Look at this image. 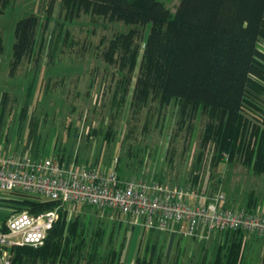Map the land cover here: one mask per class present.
I'll return each mask as SVG.
<instances>
[{"label":"rangeland","instance_id":"rangeland-1","mask_svg":"<svg viewBox=\"0 0 264 264\" xmlns=\"http://www.w3.org/2000/svg\"><path fill=\"white\" fill-rule=\"evenodd\" d=\"M46 1L12 0L0 13L4 45L0 127L10 129L9 137L22 140L26 152L41 157L65 152L80 162L115 168L125 179H162L202 193L220 188L229 192L236 165H255L254 150L260 139L253 125L241 144L240 140L219 139L214 113L201 105L183 106L175 98H162L154 88L147 91L141 106L136 104L141 54L134 65L118 52L112 61L103 54L119 33L134 29L141 36L146 26L91 13L70 21L61 18L60 11L48 34L50 43L41 50L47 53L45 65L35 63L38 45L21 71L10 77L5 74L15 22L30 13L39 15L41 8V16L45 15ZM163 1L172 12L179 2ZM139 36L136 41L142 50L144 41ZM259 48L264 52V38ZM31 83L32 90L27 89ZM253 95L257 105L246 114L263 129L264 93ZM231 142L234 150L228 149ZM250 151L252 161L244 163ZM24 197L32 198L0 187V198L8 206L25 208L27 204L18 201ZM61 209L74 222L70 224L75 232H70V225L66 232L75 250L56 264H214L223 237V233L204 239L147 229L91 205L66 203L59 207V215Z\"/></svg>","mask_w":264,"mask_h":264},{"label":"trees","instance_id":"trees-1","mask_svg":"<svg viewBox=\"0 0 264 264\" xmlns=\"http://www.w3.org/2000/svg\"><path fill=\"white\" fill-rule=\"evenodd\" d=\"M10 1L0 0V13ZM56 1H46L42 17L30 13L15 23L11 76L32 58L39 34L45 32L52 20ZM60 1V17L70 21L82 13H91L110 21L146 26L147 31L141 36L134 29L119 33L103 54L107 61H112L118 52L132 65L141 54L136 104L141 106L147 91L154 88L162 98H175L183 106L201 105L214 113L219 139L240 140L241 144L253 125L260 139L258 149L254 150L255 167L258 171L264 168V128L260 129V124L253 123L246 114L257 105L253 93H264V52L259 48L260 39L264 38V0H179L174 12L163 0ZM138 36L144 41L142 50L136 41ZM34 58L38 64L39 55ZM142 85L146 89H140ZM32 87L31 83L28 89ZM228 149L234 150L233 142ZM254 153L250 151L251 156L244 163H251ZM64 154L59 152L57 156ZM20 192L32 197L18 201L33 212L59 204L56 199ZM70 223L74 222L61 209L43 245L10 248L12 264H56L70 257L75 250L66 232L69 225L70 232H75ZM244 234L241 230L224 231L214 264H244Z\"/></svg>","mask_w":264,"mask_h":264},{"label":"built area","instance_id":"built-area-1","mask_svg":"<svg viewBox=\"0 0 264 264\" xmlns=\"http://www.w3.org/2000/svg\"><path fill=\"white\" fill-rule=\"evenodd\" d=\"M0 187L59 201L52 209L33 212L8 206L0 198V264H12L13 246L42 245L66 203L95 206L133 225L190 237L207 239L226 230L264 237V211L226 205L221 189L202 193L162 179H125L115 168L72 156L41 157L0 146Z\"/></svg>","mask_w":264,"mask_h":264},{"label":"crops","instance_id":"crops-1","mask_svg":"<svg viewBox=\"0 0 264 264\" xmlns=\"http://www.w3.org/2000/svg\"><path fill=\"white\" fill-rule=\"evenodd\" d=\"M43 3H45V1ZM61 5H62L61 1L57 0L56 5H55V10L53 13V17H52V20L50 21L48 28L45 30L44 33L39 34L38 36L39 38H38L37 46L39 45V49H37V46H36V49L38 50L37 54L40 55L39 61L42 65H45L46 63L47 53L44 54V52H42L41 50H43L45 44L50 43L49 42L50 36L48 34L52 32L53 23L57 15H59L58 12L61 11ZM42 9L43 8H41V12L39 14L40 16L43 13ZM0 32L2 34L1 29H0ZM3 49H4V45H3ZM2 52H0V54ZM12 56H13V52L7 62V68H6L7 71H5V74L7 73L9 77L11 76L9 74V66H10V61L12 59ZM29 70L30 68L28 67L25 69V71H29ZM6 92L8 91H5V93ZM0 106H2L1 102H0ZM9 130L10 129H8V132H7L6 129L5 130L2 129V126L0 127V146L3 149H5V151H10V152H18L21 149L25 150L23 148L24 143L22 140H17L15 137L13 138L9 137V134L11 133V131L9 132ZM27 132L28 130L25 133L26 136H27ZM235 168H236L235 169V183L230 187V191L227 192L220 188L226 193L225 204L228 206L234 207V208H254V209H260L264 211V168L258 171L255 165H250V164H248L247 166L245 164H242V166L236 165ZM172 225L173 227L179 226L175 222H173ZM215 234L216 233H213L210 236V238L212 236H215ZM244 242H245L244 256H243L244 264H264V237L256 233L245 232Z\"/></svg>","mask_w":264,"mask_h":264}]
</instances>
